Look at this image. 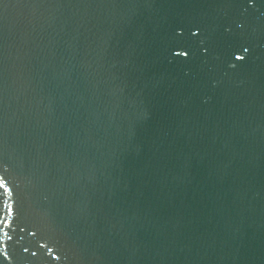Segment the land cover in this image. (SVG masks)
<instances>
[{
  "label": "water",
  "instance_id": "obj_1",
  "mask_svg": "<svg viewBox=\"0 0 264 264\" xmlns=\"http://www.w3.org/2000/svg\"><path fill=\"white\" fill-rule=\"evenodd\" d=\"M0 264H264V0H0Z\"/></svg>",
  "mask_w": 264,
  "mask_h": 264
}]
</instances>
